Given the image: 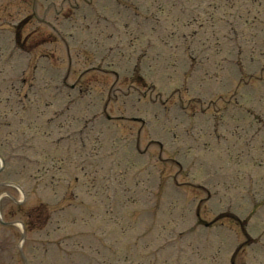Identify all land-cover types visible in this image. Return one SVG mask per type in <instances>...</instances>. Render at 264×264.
<instances>
[{
	"label": "rangeland",
	"instance_id": "1",
	"mask_svg": "<svg viewBox=\"0 0 264 264\" xmlns=\"http://www.w3.org/2000/svg\"><path fill=\"white\" fill-rule=\"evenodd\" d=\"M60 1L63 0H33L31 4V0H0V126L12 124L16 129L13 143L9 142V136L0 134V155L4 156V160H0V184L7 182L19 186L17 190L5 184L0 186V220L19 222L15 227L0 226V264H24L18 251L22 231L25 235L21 248L30 264H229L234 247L245 241L240 230L227 219L220 220L217 227L213 225L204 229L197 226L199 222L194 224V220L198 214L210 222L223 211H231L241 220L252 211L250 207L253 203L264 200V183L260 181L264 178V133L258 134L264 125L249 123L242 126V130L246 129L249 135L258 137V140L255 138L252 141L246 137L249 147L247 144L243 150H252L251 153L247 152L251 158L246 156L240 159V168L235 164L223 165L227 154L217 153L220 149L218 139L212 137L207 140L203 130L193 129L194 124L189 128L190 117H199L196 121L205 128V118L201 115H227V109L222 99L224 94H220L217 84H222L223 79L205 83L207 78L199 72L194 82L202 81L204 85L195 88L188 87V83L183 87L184 82L173 76L181 72L174 69L175 59L188 58L181 53L184 45H187L182 35L191 38L184 29L175 31L179 23L176 21L175 24L174 21L179 15L172 11L176 16L172 19L165 12L171 10L169 4L173 0H131L129 10H118L107 0H68L65 2L67 6H61L63 12L73 5L80 6V10L75 11L77 26L72 29L70 22L66 21L72 14H54L53 9L60 8ZM152 2L155 4L154 10ZM51 3L56 5L52 7ZM84 5L97 11L90 12L81 7ZM33 6L35 11L32 14ZM119 6L124 7L125 3L119 1ZM157 10L164 13L158 15ZM153 14L156 20H147ZM206 17L197 20V24L201 23L204 29L209 28L212 22L204 20ZM96 19H100V26ZM109 19L114 22L113 25L108 24ZM181 20L178 21L182 24ZM43 22L57 27L58 33L64 36L63 44L58 35H53L41 24ZM126 22H132L130 37L124 36L126 29L122 30V24ZM215 22V30L207 29V34L202 35L198 30L199 36L204 38L208 35V39L195 44V58L200 61L201 58L218 60L238 58L241 54L248 56L244 58H264V46L260 43L263 32L258 36L245 32L243 41L237 42L239 45L225 42L227 50L223 52L221 31L218 29L220 21ZM65 23H68L67 27ZM16 25H20V39L27 36L24 47L13 41L17 31L13 28ZM174 31L179 40L173 35ZM144 33L147 36H143ZM49 34L53 37H49ZM110 34L113 37L108 38ZM47 36L45 43L38 42V37ZM261 52L262 56L258 57L257 54ZM138 58H143L140 61L144 69L143 83L135 81L138 72L127 80L134 66L139 64ZM94 63L99 70L87 72ZM24 69L29 70L26 81L21 82L20 71ZM204 69L211 70L207 66ZM110 70H114L119 78L105 76L103 71ZM65 74L64 85L68 87L73 84V88L66 91L60 101H53L51 109L44 108L42 104L52 101L49 95L54 96L58 91L56 83L59 75ZM256 77L260 82H253L251 86L257 88L255 94L260 96L264 105V65ZM116 80L118 83L113 86ZM132 80L135 85L129 84ZM25 82L32 86L25 87L31 91L32 99L36 102L25 105L26 112H22L12 103L15 102V93H27ZM80 85L87 86L89 91L86 89L79 93ZM137 85L140 88H135ZM132 87L135 88L134 92L124 96V92ZM235 89L238 95L244 94L239 87ZM249 89L247 93L250 97L253 92ZM97 91H103L104 95L109 91L111 99H118L109 104L117 115L144 118L142 130L139 129L141 124L129 129L133 136L127 133V127L113 128L106 123L93 134L94 139L99 136V140H104L102 152L94 149L97 146L95 143L92 148L97 159L109 167L117 164L113 170L114 184L118 190L114 203L109 202L111 193L102 185L100 176L103 175V165L100 170L102 174L97 175L95 171L98 168H81L77 159L60 164L68 150L59 142L56 146L53 131L45 135V128L40 123L46 118L63 123L58 113L65 104L70 109L68 114H71L72 121L82 109L89 110L88 114L98 111L97 108L102 106L94 99ZM210 100L213 101L212 108L205 110L207 104L210 106ZM251 100L248 99L249 102ZM38 108H41V112ZM262 112L257 113H260V119ZM124 123L121 121V124ZM66 125L65 133L76 129L75 124ZM20 129H24L29 143L22 142L18 137ZM216 133L220 137L219 130ZM150 140L155 141L149 144ZM70 142L71 138L63 137L61 140V143ZM113 142H116L114 151L104 153L113 147ZM77 145H73L74 154L78 150ZM91 158L94 157L89 151L79 153L80 163H88ZM256 173H260L259 179ZM67 179L75 188L73 194L83 196L81 207L60 209ZM78 181L86 184V187L79 186ZM5 193L19 200L18 209L3 197ZM129 201L136 203V207H132L136 211L130 221L127 219ZM92 202L97 203L92 205ZM262 203L261 212L255 209L251 216V224L247 227L251 239L248 247H243L237 254L236 263L264 264V248H261L264 245V201ZM40 210L46 219L42 224L33 217ZM249 216L246 217L247 221ZM20 222L24 226L26 224L25 230ZM99 222L101 225H98ZM112 224L116 227V235L123 236L124 241L129 239V244L125 243L122 249L111 245L115 238L106 228ZM99 230H104V233ZM98 237L103 239L107 248L98 244ZM257 241L259 244L256 245ZM109 246L113 249H109Z\"/></svg>",
	"mask_w": 264,
	"mask_h": 264
}]
</instances>
